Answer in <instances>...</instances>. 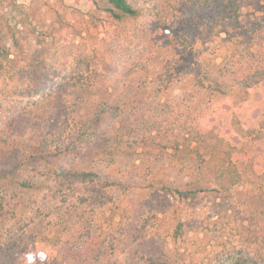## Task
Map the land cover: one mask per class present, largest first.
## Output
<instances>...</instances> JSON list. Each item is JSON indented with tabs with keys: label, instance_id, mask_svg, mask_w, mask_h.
Listing matches in <instances>:
<instances>
[{
	"label": "rangeland",
	"instance_id": "1",
	"mask_svg": "<svg viewBox=\"0 0 264 264\" xmlns=\"http://www.w3.org/2000/svg\"><path fill=\"white\" fill-rule=\"evenodd\" d=\"M132 1L140 8L148 0ZM192 1L182 12H160L163 28L159 31L144 30L143 20L115 22L98 31L89 27L87 31L90 14L106 18L101 11L109 8L107 0H0V18L15 28L14 38L4 40L9 57L0 70L10 75L23 70L29 74L27 81L31 83L27 90L9 82L1 84L0 75V104L5 93L14 86L19 89L15 95L25 102L29 113L18 114L3 130V136L0 133V160L7 161L13 149L6 141H14L18 132L20 136L30 133L32 127L36 131L40 128L52 132L68 120L69 127L64 134L68 140L97 105L111 104L121 113L101 124L96 129L97 134L109 132L113 125L124 133L123 142L112 151L116 163L109 168L101 166L105 155L95 156L94 161L92 150L78 158L85 169L97 165L104 180L123 182L101 194L93 184L79 186L68 194L67 205L44 203L40 221L25 234L17 250L4 251V256L0 255V264H127L136 253L157 259L163 257L167 264H238L237 261L264 264V249L257 253L253 246V233L261 228L256 211H264V199L246 197L257 191L255 180L248 179L233 190L232 208L228 213H218L207 194L200 196L194 212L188 204L179 208L173 204L167 210L161 209L154 200L158 197L150 194L145 184L135 177L142 174V169L157 165L161 178L169 183L190 180L179 172L188 161L178 162L171 157V141L176 132L170 136L173 117L170 114L174 112L175 126L190 121L185 117L183 104L190 99L192 91L191 58L201 59L216 52L228 29L221 18H215L216 7L208 5L212 0ZM240 13L239 21L245 27L264 24V0H243ZM119 44L144 50L141 59L127 71L124 88L117 87L113 79L116 64L112 55ZM62 47L71 52L68 57L71 71L77 67L73 60L77 48H82L88 57V70L76 71L73 81L81 74L89 77L91 71L99 73L84 88L82 101L73 109L58 87L53 88L49 96L43 95L51 87L46 79L50 70L47 62L55 58ZM84 77L81 81L85 82L87 78ZM61 78L53 76L57 84ZM152 95H157L156 100L159 99L163 106L158 109L151 106L153 109L147 111ZM247 99L252 116L250 124L258 128L264 121L262 89H253ZM198 102L197 114L202 116L201 122L204 123L203 119L205 124L211 122L212 129L223 127L217 112L209 110L207 98H198ZM154 129L158 131L149 135ZM165 134L167 138L163 137ZM33 147V142H26L19 146L17 157L13 152L9 166L11 175L0 185L1 195L15 197L24 208H36L35 201L44 193L43 190L39 193L22 191L15 184L19 176L26 178V171L31 170L27 162L35 154ZM51 151L56 153L54 148ZM147 158L152 162L148 163ZM33 162L37 165V182L41 188H46L51 168L37 158H33ZM125 169L133 178H122ZM203 180L202 176H197L195 181L203 183ZM99 197H106L101 200L106 201V205L100 204ZM111 216L116 221L123 219L121 227L124 230L128 227L127 233L121 235L118 228H109ZM179 217L187 218L185 234L174 241L170 235ZM143 225L146 228L143 229ZM42 236L47 237V242L40 243Z\"/></svg>",
	"mask_w": 264,
	"mask_h": 264
},
{
	"label": "trees",
	"instance_id": "2",
	"mask_svg": "<svg viewBox=\"0 0 264 264\" xmlns=\"http://www.w3.org/2000/svg\"><path fill=\"white\" fill-rule=\"evenodd\" d=\"M190 2L193 1L148 0L144 7L139 8L133 4L132 0H107L109 8L101 11L106 15V18L100 19L94 14H90L86 30L88 31L89 27H93L96 31L101 27L105 30L115 22L143 20L144 30L157 29L159 31L163 28L160 12L161 14L182 12ZM210 4L216 7L217 17L215 18H221V22L227 24L228 29H225V36L220 39L221 46L216 52L201 59L191 58L194 68L192 91L190 99L185 100L186 102L184 101L183 104L186 109L185 117L190 121L187 124L178 123L175 126L173 125L175 123L174 112L171 111L170 114L173 116L171 117L170 136L176 132L171 141L173 154L171 157L178 162L188 161V165L179 172L186 174L185 177H189L190 180L184 183H169L167 179L161 178L162 173L157 165L146 167L142 169L141 175L135 176L145 184V188L150 194L158 197L154 200L157 201V206L164 210L171 208L173 204L176 208L182 204L183 206L188 204L194 212L200 202V196L207 194L212 201V207L216 208L218 213H228V210L232 208L233 190L242 186L248 179L256 181L257 191L246 197L264 199V121L258 128L253 127V123L250 124L252 116L247 105V97L253 89L260 88L264 94V24L248 27L242 25L239 18L243 0H212L210 3L208 2V5ZM14 30L15 28L0 18V66L9 57L3 44L4 40L6 37L14 38ZM64 50L65 48H60L55 58L47 62L50 70L46 79L51 87L49 85V90L43 95L49 96V92L58 87L63 90L65 98H68V106L73 109L82 101L84 88L88 87L90 82L99 76V73L91 71L89 77H84L81 74L78 79L73 81L72 76L76 71L83 68L88 70V57L82 48H77L73 59L77 67L75 71H71L72 66L69 65L68 59L71 52ZM143 52V49H132L124 44L117 46L112 55L116 64L113 79L117 87H125L123 79L126 73L141 59ZM175 68L177 67L175 66ZM0 75L3 78L1 84L9 82L20 86L21 89L31 88V83L27 81L29 74L23 70H18L12 75L0 70ZM54 75L62 77L58 84L53 79ZM83 77L87 78L85 82L81 81ZM18 92L19 89L13 86L9 92L5 93L3 102L0 104V133L2 136L3 130L16 119L18 114L23 112L29 115L24 106L25 102L15 95ZM198 98H207L208 105H210L209 110L217 112L216 116L221 119L223 127L212 129L209 124L211 122L207 121L205 124L204 119V123L201 122L202 116L197 114ZM156 99L157 95H152L147 111L163 106L159 99ZM90 114L87 121L80 125L68 140L64 136L69 127L68 120H65L64 124L52 132H46L40 128H38L39 131H36L35 127H32L30 133L20 136L18 132L13 137L14 141H6L8 146L10 148L12 146L13 149L11 148L7 161L0 160V185L11 175L9 166L12 164L13 152L17 157L20 153V145L33 142L35 154L27 162L31 170L26 171V178L19 176L21 178L16 180L15 184L22 191L39 193L40 190H43L44 193L43 197L35 201L36 208L32 206L24 208L15 197L0 194L1 256H4V251H15L19 248L25 234L40 221L44 203L67 205L70 197L68 194L79 186L93 184L97 187L96 191L101 194L109 187L117 186L123 182L115 183L104 180L101 169L97 165L88 170L79 164V156L92 150L94 155L91 156L94 161L95 156L100 158L105 155L101 166L104 169L109 168L116 163L113 149L120 146L124 139V133L119 132L121 129L116 125H113L107 133L98 135L96 132V129L105 121L115 119L117 115L121 114L118 107L111 104L97 105L91 109ZM35 123L39 122L35 121ZM155 131L158 130H150L149 135ZM163 137L167 138V134ZM52 148L56 151L55 154L51 151ZM164 149L161 147V150ZM33 158L35 160L37 158L38 161L51 168V179L46 188H41L37 182V165L36 162H33ZM146 160L148 163L152 162L151 158ZM197 176L203 177V183L195 181ZM122 178L131 179L133 176L130 171L125 169ZM105 198L99 197L100 204L106 205V201H101ZM262 210L256 211V220L261 228L253 233V246L257 253L264 249V211ZM122 223L123 219L116 221L115 217L111 216L108 226L109 228H118V231L123 235L125 231L127 233L128 227H125V230L122 229ZM186 224L187 218H177L174 230L170 235L172 240L177 241L184 236ZM142 228L144 229L146 226L143 225ZM47 240L46 236H42L40 243L47 242ZM127 262V264H167L163 257L157 259L141 253H136ZM237 262L242 264L241 261ZM1 264L7 263L2 262ZM254 264L259 263L255 262Z\"/></svg>",
	"mask_w": 264,
	"mask_h": 264
}]
</instances>
